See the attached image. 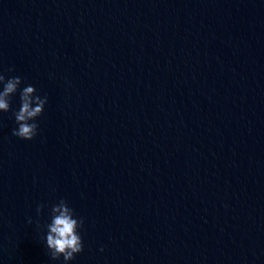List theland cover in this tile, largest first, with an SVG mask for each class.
I'll return each mask as SVG.
<instances>
[{
    "label": "water",
    "instance_id": "95a60500",
    "mask_svg": "<svg viewBox=\"0 0 264 264\" xmlns=\"http://www.w3.org/2000/svg\"><path fill=\"white\" fill-rule=\"evenodd\" d=\"M0 72L48 101L0 113V264H64L61 199L69 264H264V0H0Z\"/></svg>",
    "mask_w": 264,
    "mask_h": 264
},
{
    "label": "clouds",
    "instance_id": "9594fccd",
    "mask_svg": "<svg viewBox=\"0 0 264 264\" xmlns=\"http://www.w3.org/2000/svg\"><path fill=\"white\" fill-rule=\"evenodd\" d=\"M9 72L13 69H8ZM23 81L18 76L6 77L0 72V113L12 112L17 128L12 135L24 140L32 141L38 135V124L35 121L43 115L47 97L37 94L32 85L21 88ZM19 93V110L11 108L12 98ZM44 204L38 205L36 212L43 213ZM50 222L44 225L46 228V247L53 261L63 258L64 264H69L75 257L83 252V242L80 230L83 228V220L77 218L73 208L67 201L61 199L53 204L49 212ZM29 224L32 223L29 219Z\"/></svg>",
    "mask_w": 264,
    "mask_h": 264
}]
</instances>
